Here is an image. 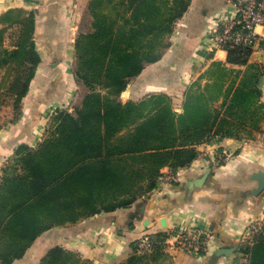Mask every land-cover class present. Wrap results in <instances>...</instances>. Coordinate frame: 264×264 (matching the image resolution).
Masks as SVG:
<instances>
[{
  "label": "crops",
  "instance_id": "crops-1",
  "mask_svg": "<svg viewBox=\"0 0 264 264\" xmlns=\"http://www.w3.org/2000/svg\"><path fill=\"white\" fill-rule=\"evenodd\" d=\"M89 1L0 0V16L15 8L35 13L34 39L41 56L23 98L27 105L22 116L0 129V169L19 146L40 140L31 126L41 119L30 120V104H39L34 110L45 111L64 80L69 81L67 88L72 87L67 60H74L80 20ZM234 1L190 0L174 23L160 59L146 64L124 91V100L137 102L165 94L179 121L203 127L205 133L192 141L197 142V157L177 169L164 166L158 187L128 207L45 231L12 264H38L57 245L92 264H127L132 256L144 255L136 251L141 236L180 226L207 230L208 251L157 248L138 264H243L246 229L251 222L264 220V190L252 194L258 186L252 174L264 170V51L252 52L247 63L237 64L229 61L227 49L214 46L216 34L236 15ZM56 61L61 68L52 69L55 75L44 87L37 86L50 74L45 63ZM149 106L150 115L156 109ZM221 153L228 155L227 160H218ZM167 169L178 171L180 178L158 189Z\"/></svg>",
  "mask_w": 264,
  "mask_h": 264
},
{
  "label": "trees",
  "instance_id": "trees-1",
  "mask_svg": "<svg viewBox=\"0 0 264 264\" xmlns=\"http://www.w3.org/2000/svg\"><path fill=\"white\" fill-rule=\"evenodd\" d=\"M189 3L89 1L91 25L76 38L74 72L90 91L74 112L58 110L55 126L48 129L46 137L34 147L19 146L13 162L3 168L0 264L22 258L42 233L55 226L132 205L158 187L164 166L177 169L197 157V142L192 141L205 133L204 128L179 121L165 94L139 103L117 99L129 79L160 59L174 23ZM0 22L5 25L0 28V64L10 60L11 68H25L26 73L14 80L16 102L21 103L41 62L34 39L35 13L10 9L0 16ZM14 26H18L15 47L2 50L6 34ZM2 51L9 57L2 59ZM228 51L229 61L237 64L247 63L251 55L244 48ZM149 105L156 109L150 115L151 110H146ZM151 236L159 241L166 233ZM243 249L250 255V264H264V235ZM142 259L132 256L127 264H138ZM38 264L92 262L57 245Z\"/></svg>",
  "mask_w": 264,
  "mask_h": 264
},
{
  "label": "built area",
  "instance_id": "built-area-1",
  "mask_svg": "<svg viewBox=\"0 0 264 264\" xmlns=\"http://www.w3.org/2000/svg\"><path fill=\"white\" fill-rule=\"evenodd\" d=\"M236 15L214 37V46L231 49L244 48L252 52L264 51V0H235ZM228 155L221 153L218 160H227ZM180 178L178 171L167 169L161 176L160 186ZM264 235V220L251 222L247 227L244 246H252L257 238ZM210 234L207 230L195 227H179L168 238L155 240L150 235L141 236L136 243V251H152L158 245L169 244L172 249L204 253L209 249ZM243 264H250L249 254L244 251Z\"/></svg>",
  "mask_w": 264,
  "mask_h": 264
},
{
  "label": "rangeland",
  "instance_id": "rangeland-1",
  "mask_svg": "<svg viewBox=\"0 0 264 264\" xmlns=\"http://www.w3.org/2000/svg\"><path fill=\"white\" fill-rule=\"evenodd\" d=\"M91 16L86 12L82 13V18L80 20V28L78 29V32L80 34V32L82 31H88L90 29V25H91ZM16 40H17V29L16 28H10L5 36V40L1 46L2 50H12L15 47L16 44ZM67 52L71 53V50H67ZM10 54H5L4 51H2L1 53V58L4 59L5 57H9ZM52 64H48L45 63L44 68L47 69L50 74L47 75V77L45 76V78L41 81H39L37 83V86L40 85L41 87H44L46 85V83L49 82V80L55 75V72L52 71V69H58L61 68L59 66V62H51ZM75 63H76V54H75V46H74V60L69 59L67 60V64H68V71L71 74L70 76V84L73 87V85H75L74 91L71 92V88L70 87H66V83H68V80H64L63 82L65 83H61V90L58 95V97H56L53 101H51L50 103H48L49 105H47L46 110H40L39 108H36L34 110V106L36 107H40L39 104H30V120L31 121H37L41 119V122L38 124H34L31 126V129L34 131V133L36 132V134L39 137V142L46 137L48 129L50 130L51 128H53L55 126L54 123V116L57 113L58 110L63 109L66 111H70V112H74L75 108L77 105H79L85 94H87L90 91L89 86H87L86 83H84L83 81L79 80L74 72V68H75ZM11 61H7L4 62L3 64H0V129L4 128L8 122H13L15 120H17L18 118H20L22 116L23 111L25 110V107L27 105L26 102H22L21 103H17L16 102V95L14 93V80L15 77L21 76L23 75L25 72V68H21L19 70V68L16 69L15 68H11L10 66H14L11 65ZM75 81H72L73 78ZM134 78V77H133ZM129 79L128 85L130 84V82L132 81V79ZM127 85V87H128ZM95 90L98 91H103L106 92V90H103V88L98 87V86H94ZM126 87V89H127ZM125 89V90H126ZM124 90V91H125ZM124 91L117 96V99H119L122 102H127V101H134V100H124L125 96H124ZM40 94V93H39ZM38 94H34V97H36ZM150 98V97H148ZM148 98L146 97V99L142 100H148ZM137 102V101H134ZM141 102V101H140ZM139 103V102H137ZM147 104H149V102H147ZM32 106V107H31ZM36 141V139L34 140ZM37 144H33L32 147L36 146ZM13 162V157L10 159H7L5 162V165L3 167H1L2 169H0V178L2 176L3 173V168L5 166H7L8 164H11ZM182 227V226H180ZM187 227V226H185ZM196 228V227H195ZM196 229H202V228H196ZM178 230V229H176ZM176 230L173 231H169V232H165L166 233V238L169 237L170 234L174 233ZM151 236V235H150ZM163 240V239H162ZM170 245H161L162 249H167L169 248ZM172 249V248H169ZM156 250V249H153ZM152 250V251H153ZM151 251V252H152ZM150 253V251L148 252H144L143 254V258L144 260L146 259V257L148 258V254Z\"/></svg>",
  "mask_w": 264,
  "mask_h": 264
},
{
  "label": "water",
  "instance_id": "water-1",
  "mask_svg": "<svg viewBox=\"0 0 264 264\" xmlns=\"http://www.w3.org/2000/svg\"><path fill=\"white\" fill-rule=\"evenodd\" d=\"M252 178L258 181V186L252 190V194L257 195L264 190V170L255 171Z\"/></svg>",
  "mask_w": 264,
  "mask_h": 264
}]
</instances>
